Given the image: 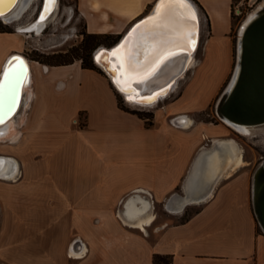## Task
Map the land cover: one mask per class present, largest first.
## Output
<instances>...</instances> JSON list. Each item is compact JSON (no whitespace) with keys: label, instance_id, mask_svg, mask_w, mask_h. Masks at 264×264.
<instances>
[{"label":"crops","instance_id":"obj_1","mask_svg":"<svg viewBox=\"0 0 264 264\" xmlns=\"http://www.w3.org/2000/svg\"><path fill=\"white\" fill-rule=\"evenodd\" d=\"M192 1L200 11L197 50L201 44L202 53L223 51L227 59L233 0ZM78 2L89 32L109 33L116 43L157 0ZM0 34L15 35L0 55L1 70L10 55L23 53V40ZM23 56L30 90L16 130L0 140L9 141L0 157L15 164L9 175L0 167L1 178L15 179L0 180V229L13 230L15 264H153L156 254L172 264H264L246 164L224 165L200 193L194 184L195 199L177 209L203 153L211 156L221 142L243 150L228 137L230 126L197 115L210 99L194 92L195 83L158 105L147 125L131 105L121 107L122 93L103 70ZM192 208L189 218L173 221Z\"/></svg>","mask_w":264,"mask_h":264},{"label":"bare ground","instance_id":"obj_2","mask_svg":"<svg viewBox=\"0 0 264 264\" xmlns=\"http://www.w3.org/2000/svg\"><path fill=\"white\" fill-rule=\"evenodd\" d=\"M32 1L33 0H0V18L7 21H18L23 13H25L29 9L31 3L33 4ZM186 2L188 5H190V10L184 8H174L172 10L169 18L171 26L170 29H165L162 33L152 34L147 39L140 38V32L144 31L146 27L151 26L150 23L146 24L145 22L149 21V18L153 17L156 13V10L160 7V0H157L154 6L155 13L149 16L145 21L139 23L138 25L140 27L138 28L137 25L125 38L121 45L117 49L112 51L109 56H101L103 52L100 50H110L111 46H100L95 51L94 54H97L99 52L95 63L101 66V68H103L110 75V79H112L111 81L113 82L114 86L120 93H122L124 97H127L128 99L130 96L133 97V99H129L131 102H139L141 103V106H152L158 104L160 100L167 98L175 90V87L177 86L179 80L178 78H181L185 71H187L188 69H192L196 65V54L200 42V17L199 12H197L198 8L196 10V8L193 6L194 3L191 0H186ZM58 4L59 0H56L54 6H49L48 0H46L45 9L42 14L40 11L38 19L32 20L31 22H28L24 25L20 24L18 26V29L24 31L34 30L37 34L41 33L48 21H51L49 19L56 15ZM263 11L264 1L253 12H251L240 25L236 43V59L237 55L239 56L240 54V42L243 31L245 30L246 26ZM189 12L195 15L194 21L191 19ZM196 16H198L199 20V35L197 44L195 45L194 43V45H192L189 39L185 37L184 33L190 31L192 33L191 40L193 41L194 29L197 28ZM26 36L29 37L30 35ZM153 45H155L157 48L161 45L169 47L176 54L162 63L154 72V74L147 75V70L152 64V61L155 59V49ZM113 53L116 54L113 55ZM129 54H131V65L135 69V71L128 70L129 63L126 57ZM23 55V53H14L10 55L0 70L1 81L5 70L9 67L10 62L12 64L16 63V61L12 59L13 57H20L25 65L23 72L19 75L18 80L13 83L12 87L7 91L4 90V92L0 94V140H6V137L8 135H11L10 130L14 128L13 126H15L17 119L21 115L22 105L24 104L26 95L30 90L31 70L28 60ZM236 66L237 65H235L228 85L225 87L223 93L220 95L216 102L217 108L234 82L238 69V67ZM126 72L127 75L125 74ZM118 80L120 81V83L117 82ZM167 83H169V86L167 90L162 93L163 96L161 98H158V95H160L161 93H156L154 98L150 96V94L154 90L161 88ZM129 88L133 89V91H128L127 89ZM9 104L10 109L6 111ZM3 108H5V111L2 110ZM1 112H4V114H1ZM217 116L226 125L241 133H247L251 130V127H256L264 124V122L252 125L237 124L235 122L227 120L224 117H221L220 114H217ZM201 156L202 159H200L199 161L198 169L192 180L189 181V187H187L186 190L187 194L184 197L176 200V203H178V210L183 209L188 201L195 199L193 198V195L195 196V192L204 188L208 184V182L211 183L210 180L217 173H219L221 169L224 168V165L226 166L227 164H231L230 166L234 170L239 166L246 164L243 156V150H239V148H237L235 144H232L230 142H221L220 146L215 149L211 156L208 154L205 155L204 153ZM219 160L223 162V167L222 165H219ZM0 167L2 168V172H4V175H9L13 171H15L14 162L3 157H0ZM221 173L219 175H221ZM263 179L264 160L257 166L253 173V196L256 194V186L261 182V180L263 181ZM194 184H196L197 186H194L196 191L192 189ZM200 191L198 192L200 193ZM136 224H138V226H143L142 222H137ZM71 256H80V253H77L73 249H71Z\"/></svg>","mask_w":264,"mask_h":264},{"label":"rangeland","instance_id":"obj_3","mask_svg":"<svg viewBox=\"0 0 264 264\" xmlns=\"http://www.w3.org/2000/svg\"><path fill=\"white\" fill-rule=\"evenodd\" d=\"M43 1L44 0H33V4L31 3L29 9L23 13L18 21H7L0 18V32L19 33L23 40V53L26 56L29 55L40 62H47L49 64H57L60 62L73 63L75 61H81L83 63L84 60L86 63L92 65L96 64L93 55L100 46H112L114 38L109 33L89 32L86 18L79 10L78 0H60L56 15L49 19L51 21H48L41 33H36L33 37H26L24 34L17 32L16 27L18 28L20 24L24 25L32 20L38 19ZM95 1L97 5L94 6H98L97 0ZM263 1L264 0H255L254 2H250L248 0H233L232 26L229 33L231 44L227 59H224L223 51H210L208 54L202 53L200 44V49L199 51L197 50L196 54V65L192 69L185 71L181 78H178L179 80L175 87V91L170 97L152 106L132 105L126 101V99L125 103L131 105L132 108L141 115H148L153 113V110L158 105H161L162 102L181 95L189 85L195 83L196 87L194 92L200 93L201 96L206 99H210L209 106L197 115L200 119L207 122H219L220 119L216 114V102L228 85L235 68L236 38L238 37L240 25ZM193 6L197 10L198 7L194 4ZM67 7H71V10L70 8L67 10ZM237 9H239L240 12H238ZM202 34L203 33H201V36ZM13 44H15V35L0 34V55L4 49L6 50ZM224 61L225 64H227L226 68L222 67ZM193 90L194 88L191 89V91ZM150 119L153 120V117H150ZM17 123L18 122H16V126ZM16 126H14L15 130ZM250 129L249 134V132L241 133L234 129L235 132L229 127L227 135L228 137L234 138L243 149L246 165L242 166L241 171L248 176L251 185L252 174L257 166L264 160V124L251 127ZM15 130L13 131L14 133ZM8 145L9 141L0 142V146ZM0 180L11 181L15 179L0 177ZM194 212V208L183 211L178 219H174L173 221L183 220ZM12 215L14 216L13 222L15 223V214H8L9 220L12 219ZM9 231L10 233L6 232V234H3L0 229V263L3 264H15V247L18 248L17 243H15V235L12 233L13 230ZM259 231L264 234L260 226ZM17 248L16 251H18ZM21 251L27 255L28 246L24 245Z\"/></svg>","mask_w":264,"mask_h":264},{"label":"water","instance_id":"obj_4","mask_svg":"<svg viewBox=\"0 0 264 264\" xmlns=\"http://www.w3.org/2000/svg\"><path fill=\"white\" fill-rule=\"evenodd\" d=\"M45 5L46 0L44 1L41 14L45 9ZM154 13L155 9L153 6L146 15L136 20L129 27L126 34L113 44L110 50L101 49L100 51L107 53L104 57L109 56L112 51L117 49L139 23L145 21ZM196 23L197 28L194 29L193 33V41L195 45L197 44L199 35L198 16H196ZM98 53L93 55L94 62L96 61ZM235 65H237L236 67H238V69L234 82L227 94L221 100L218 108L216 107L217 114H220L221 117L237 124L252 125L262 123L264 122V11L255 17L243 31L240 42V54L239 56L237 55ZM99 67L101 68V66ZM101 69L107 73L103 68ZM107 75L110 77L108 73ZM168 86L169 83L154 90L150 96L154 98L156 93H161L158 95V98H161L163 96L162 93L167 90ZM5 90L7 91L8 89ZM124 98L126 101L131 102L127 97ZM132 102L141 104L136 101ZM4 109L5 108L2 110L5 111ZM9 109L10 104L6 111ZM2 113L4 114V112H1V114ZM252 204L258 224L262 231H264V179L256 186V194L253 196L252 193Z\"/></svg>","mask_w":264,"mask_h":264},{"label":"snow or ice","instance_id":"obj_5","mask_svg":"<svg viewBox=\"0 0 264 264\" xmlns=\"http://www.w3.org/2000/svg\"><path fill=\"white\" fill-rule=\"evenodd\" d=\"M56 0H48L49 6H54ZM174 8H184L190 10V5L187 4L186 0H160V7L156 10V13L153 17L149 18V21L145 22L146 24L150 23V27H146L144 31L140 32L141 39H147L152 34L162 33L165 29H170V15ZM47 11V9H46ZM191 19L195 20V15L189 12ZM43 19V17H42ZM140 27L139 25L137 26ZM185 37L189 39L192 45H194V41L191 40L192 33L190 31L184 33ZM155 49V59L152 61V64L149 66L147 70V75H152L159 68V66L164 63L171 56L176 53L172 51L169 47L161 45L160 47H156L153 45ZM116 53H113L115 55ZM107 53H102L101 56H106ZM15 64L10 62L9 67L5 70L3 76V80L0 81V94L4 92L5 89H10L15 81L18 80L19 75L24 70V62L20 57H13ZM129 63V71H135V69L131 65V54L126 57ZM123 66V65H122ZM127 75V72L125 73ZM120 83V81H117ZM128 91H133V89H127ZM129 99H133V97H129Z\"/></svg>","mask_w":264,"mask_h":264},{"label":"trees","instance_id":"obj_6","mask_svg":"<svg viewBox=\"0 0 264 264\" xmlns=\"http://www.w3.org/2000/svg\"><path fill=\"white\" fill-rule=\"evenodd\" d=\"M93 35V34H91ZM116 40H113L112 41V45L115 43ZM45 62V61H44ZM47 63V62H46ZM68 63H71V62H60V63H57V64H68ZM57 64H54V65H57ZM83 66L84 67H88V68H97V69H100L102 71V69L97 66L96 64H88L86 63L84 60H83ZM122 98L123 100H120V105L122 108L124 109H127L124 102H125V98L124 96L122 95ZM135 113L139 114L141 117L145 118L146 119V123L147 125H152L153 124V121L150 119V117H153V113H150L148 115H141L140 113H138L137 111L134 110ZM191 215H189L187 218H189ZM185 218V219H187ZM183 219V220H185ZM171 261V258L170 256H167V255H160V254H156L154 257H153V264H169Z\"/></svg>","mask_w":264,"mask_h":264},{"label":"built area","instance_id":"obj_7","mask_svg":"<svg viewBox=\"0 0 264 264\" xmlns=\"http://www.w3.org/2000/svg\"><path fill=\"white\" fill-rule=\"evenodd\" d=\"M45 1V0H44ZM59 2H60V0H59ZM43 4H44V2H42V7H43ZM70 8V10H71V7H69ZM69 8L67 7V10H69ZM237 11L238 12H240V10L239 9H237ZM16 31L17 32H20V33H22V34H24L25 36L26 35H30V37H33V36H35V34H36V32L33 30V31H24V30H22V31H20L17 27H16ZM42 32V31H41ZM27 37V36H26ZM48 67L47 66H45V69H47ZM130 104H132V105H139V106H141L140 104H136V103H133V102H129ZM169 264H172V262H170Z\"/></svg>","mask_w":264,"mask_h":264}]
</instances>
